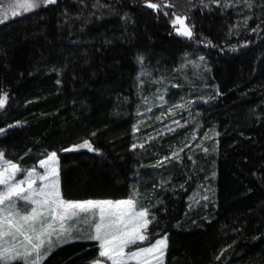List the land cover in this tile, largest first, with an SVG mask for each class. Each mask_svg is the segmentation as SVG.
<instances>
[{
  "label": "trees",
  "instance_id": "obj_1",
  "mask_svg": "<svg viewBox=\"0 0 264 264\" xmlns=\"http://www.w3.org/2000/svg\"><path fill=\"white\" fill-rule=\"evenodd\" d=\"M223 4L57 0L1 23L4 158L26 171L56 152L66 200L135 188L164 264H264V0ZM85 140L96 150L65 151ZM81 229L42 264H91L99 245Z\"/></svg>",
  "mask_w": 264,
  "mask_h": 264
},
{
  "label": "snow or ice",
  "instance_id": "obj_2",
  "mask_svg": "<svg viewBox=\"0 0 264 264\" xmlns=\"http://www.w3.org/2000/svg\"><path fill=\"white\" fill-rule=\"evenodd\" d=\"M211 2L228 7V4L221 5V0ZM55 3L57 0H28L12 6L13 16L16 15V8L27 11ZM245 3L251 7V0H245ZM147 6L154 10L160 7L150 2ZM173 15V26L180 25L175 28L176 32L182 37L194 39L192 26L185 23L187 14ZM207 43L212 42L209 40ZM137 59L142 61L143 58ZM203 59L201 56L200 60ZM196 66L199 67L198 64ZM6 99V94L0 96V108L4 107ZM5 133L6 129L0 128V134ZM77 148L96 150L85 140L65 151ZM39 165L43 172L33 168L20 178V167L5 160L4 153L0 152V264H12L14 261L42 264L53 248L74 238L71 229L65 228L64 222L77 215V210L91 209H99V221L95 223L94 233L88 237L99 242L98 257L91 264H107L109 261L111 264H129L130 261L136 264H164L166 238L157 239L154 244L146 247L139 244L146 240L148 226L155 219L154 216L150 218L148 208L139 207L137 201L131 198L115 202L66 200L60 189L57 153L51 152L46 159L39 161ZM132 245L136 247L133 249L130 247Z\"/></svg>",
  "mask_w": 264,
  "mask_h": 264
},
{
  "label": "rangeland",
  "instance_id": "obj_3",
  "mask_svg": "<svg viewBox=\"0 0 264 264\" xmlns=\"http://www.w3.org/2000/svg\"><path fill=\"white\" fill-rule=\"evenodd\" d=\"M26 2H28V0H0V21H2V22H0V24L3 23L4 21L14 17L13 16V8H12L13 5H18V4H22V3H26ZM42 6H44V5H41L40 7H42ZM40 7H38V8H40ZM32 10H35V9L25 11L22 8H16V15L15 16L30 12ZM178 128H180L178 120L173 119L170 122V124L163 126L161 129L159 128L157 130H154V131L146 134L141 139V142H140V140L136 139V136H135V145L136 146H142L145 143L154 142L156 139L161 138L164 134L169 133V132L176 130ZM142 140H143V142H142ZM181 149H183V147L180 148L179 151H175V149H174L171 157L176 158V156H178L179 153L181 152ZM174 153H176L177 155H173ZM44 159H46V158H44ZM36 169L40 172H43V168L40 167L39 163L37 164ZM29 170H31V169H29ZM26 172H27V170L26 171L21 170V172L18 173V177L22 178L23 175H26ZM164 181L165 180H162V182H164ZM0 187H2V186H0ZM130 198L135 199L138 203V206H139V202L137 199L135 188H133L132 194L128 198L123 199V200H127ZM83 201H88V200H83ZM92 201H113V202H115V201H120V200H92ZM21 203H23V202H21ZM98 221H99V209H91V210H87V211L77 210V215L72 216L68 220H66L64 222V225H65V228L71 229L72 235H74L75 233H78V230H82L81 228L89 227V230H88L89 233L88 234L91 235L94 233L95 223ZM58 227H59V224L57 223V228ZM162 238H165V237H162ZM157 239H161V238H157ZM157 239H155L154 241H152L151 243H148V244L146 243V240L143 242H139V244H140V246H143V247L150 246L151 244H154ZM90 240H92V239H90ZM96 242L99 245V242L98 241H96ZM130 247L134 249L136 246L132 245ZM125 251H128V249H126ZM101 259H103V258H101ZM163 261H164V257H163ZM107 264H111V262L109 261V262H107ZM129 264H136V262L130 261Z\"/></svg>",
  "mask_w": 264,
  "mask_h": 264
}]
</instances>
